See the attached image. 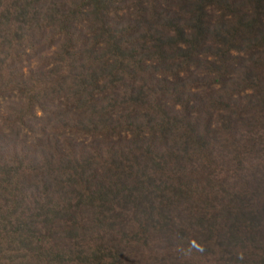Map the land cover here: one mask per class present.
<instances>
[{
    "label": "trees",
    "instance_id": "16d2710c",
    "mask_svg": "<svg viewBox=\"0 0 264 264\" xmlns=\"http://www.w3.org/2000/svg\"><path fill=\"white\" fill-rule=\"evenodd\" d=\"M0 264H264V0H0Z\"/></svg>",
    "mask_w": 264,
    "mask_h": 264
}]
</instances>
